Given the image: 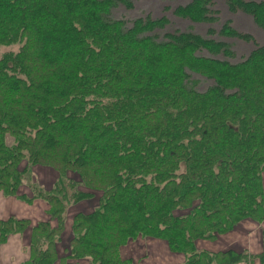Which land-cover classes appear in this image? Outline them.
Wrapping results in <instances>:
<instances>
[{"label":"trees","instance_id":"obj_1","mask_svg":"<svg viewBox=\"0 0 264 264\" xmlns=\"http://www.w3.org/2000/svg\"><path fill=\"white\" fill-rule=\"evenodd\" d=\"M225 2L264 31V1ZM117 6L134 8L132 0H0V192L42 199L55 222L0 220V246L27 233L21 264H137L121 248L152 238L185 264H264V234L253 257L196 248L264 219V46L232 63L226 42L176 30L158 40L165 17L127 25L112 18ZM173 13L218 20L209 0ZM210 32L253 40L229 23ZM191 74L212 83L199 91ZM35 166L56 176L27 194L20 187ZM94 195L92 211L72 216L59 254L66 208Z\"/></svg>","mask_w":264,"mask_h":264},{"label":"crops","instance_id":"obj_2","mask_svg":"<svg viewBox=\"0 0 264 264\" xmlns=\"http://www.w3.org/2000/svg\"><path fill=\"white\" fill-rule=\"evenodd\" d=\"M31 173L25 175L24 183L21 185L20 190L29 193L28 186L32 184H37L41 188H50L54 179L55 173L48 169L40 166H35L30 171ZM31 180H29L30 178ZM264 184V182H263ZM98 195V194H97ZM96 198V197H94ZM93 199V198H92ZM91 199L82 200L76 204H71L66 208V219L65 227L61 235V242L63 244L69 241L70 237V226L71 218L76 212H90L94 208L87 210L86 201ZM48 206L42 199H35L34 201L27 203L22 200H19L15 197L5 196L0 192V220H6L10 217L17 219H28L33 225L38 222H50L51 225H54V221H50L49 215L47 213ZM242 221L239 224V227L246 226L245 236H244V247H241L240 250H236L235 247L239 246L242 243L240 240L241 236L238 237L237 230H232L226 234L218 236L214 240H198L196 242V248L199 250H208L211 252H219L226 250H234L238 252L246 251L248 255L255 256L261 251L263 244L262 234H264V221L257 224L252 221ZM238 239V240H237ZM139 241L143 242L146 249H140L138 246ZM154 243H158L159 251L163 248L164 258L168 257L166 251L173 254H181L177 252H170L167 244L158 239L152 238H139L134 241L128 242L120 250L122 258L130 259L137 264H142L143 261L150 258L152 252H150V246ZM63 246V245H62ZM142 251V253H139ZM167 251V252H168ZM160 252H158L159 255ZM183 254H181L182 256ZM170 256V255H169ZM177 256V255H173ZM175 257L170 263L172 264H182V257ZM171 258V256H170ZM180 258V259H178ZM28 259V234H14L9 236L8 240L0 246V264H20ZM167 262V259H165ZM161 261L154 262L150 261L148 264H160ZM59 264V263H57ZM236 264H259L258 260L255 258L252 261L248 262H239Z\"/></svg>","mask_w":264,"mask_h":264},{"label":"rangeland","instance_id":"obj_3","mask_svg":"<svg viewBox=\"0 0 264 264\" xmlns=\"http://www.w3.org/2000/svg\"><path fill=\"white\" fill-rule=\"evenodd\" d=\"M132 1L134 4L133 10H126L124 8V6H117L112 11V18L125 19L128 22L127 25H131L130 22L133 19H136L139 17L143 18L145 16H148L151 19L165 17L168 21V24L165 26V28L155 30L152 33V35H155L158 40L163 39V34L165 32H172L174 30L183 31V32L191 31V32H194L196 34H199L203 38H206V39L211 38V39H214L217 41H223V42H226L227 44H229L232 52L234 53V56L231 58L232 63H237V62L243 61L256 46H264V31L262 29H260L254 23L253 18L251 16L241 12V11H238L235 13L230 12L226 6L225 0H209L211 3V9L216 11L215 16L218 19L216 22L211 23V24L193 23L191 21H188L185 19H179V18L175 17L173 10L177 6H183L187 3H189L191 0H132ZM254 1H264V0H254ZM225 23H229V25L238 32L247 33L250 36H252V38H253L252 42L251 41L250 42H244L243 40H240L237 38H225V37L222 38L217 33H211L210 32V30H214L215 32H218L219 29L221 28V26ZM15 48H16L15 46L4 47V48H1V51L3 53L6 51H9V50H14ZM198 55L204 56V57H210L209 53H207L206 51H200L198 53ZM214 58L224 59V57H222V56L214 57ZM190 79L192 81L196 82V85H197L196 88L199 91L205 90L212 83L211 81H208V80H206V79H204L198 75H194V74H191ZM40 167L46 168L45 166H40ZM31 169H33V167ZM31 169H30V171H31ZM29 173H31V172H28L27 174H29ZM29 180H31V178ZM262 181L264 182V174L262 176ZM263 192H264V184H263ZM94 193L97 197L98 196L97 194L99 193V191H96ZM95 195H94V197H95ZM96 200H97L96 198H93L89 201H86L87 210H90L92 208V206L96 205ZM66 214H67V212H65V219H66ZM246 221H252V220L248 219ZM262 221H264V219ZM252 222H254V221H252ZM239 224L240 223H238L233 229L237 230L238 237L241 236L240 240L242 241L243 244L236 246L235 247L236 250H240L241 247H244V236H245V230L244 229L248 228L246 226L239 227ZM257 224H259V223H257ZM262 236H263V234H262ZM66 245H67L66 242L58 245V253L59 254L64 253L63 247ZM138 246L141 247L140 249H146V248H143L144 244L141 241H139ZM159 249L160 248L158 246V243H154L152 246H150V252H152V254H151L150 258H148V260L143 261L142 264H148L152 260L154 262L161 261L160 264H172L170 262L173 259H175V257L181 256V254H173V255H177V256H173L167 250L168 252L166 251V254H168V257L164 258L163 248H161V251H159ZM158 252H160L159 255H158ZM170 252H171V250H170ZM139 253H142V251H139ZM169 255L171 256V258ZM181 257L183 260L182 264H185L184 255H182ZM165 259H167V262L165 261ZM178 259H180V258H178ZM242 262H245V261H242Z\"/></svg>","mask_w":264,"mask_h":264}]
</instances>
